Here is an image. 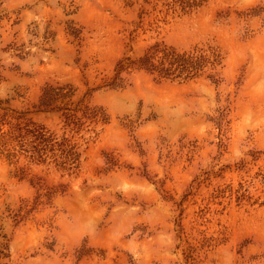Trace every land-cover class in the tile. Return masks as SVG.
I'll return each mask as SVG.
<instances>
[{
    "label": "rangeland",
    "instance_id": "1",
    "mask_svg": "<svg viewBox=\"0 0 264 264\" xmlns=\"http://www.w3.org/2000/svg\"><path fill=\"white\" fill-rule=\"evenodd\" d=\"M162 1L0 0L6 104L62 131L37 103L70 83L111 117L76 173L0 159V264H264V0ZM157 39L217 46L220 80L103 85Z\"/></svg>",
    "mask_w": 264,
    "mask_h": 264
},
{
    "label": "trees",
    "instance_id": "2",
    "mask_svg": "<svg viewBox=\"0 0 264 264\" xmlns=\"http://www.w3.org/2000/svg\"><path fill=\"white\" fill-rule=\"evenodd\" d=\"M160 1L156 0L155 10ZM206 1L163 0V8L159 11H165L166 14L188 13ZM67 29L76 39L81 38L79 28L69 23ZM223 59L221 50L211 44H197L183 49L157 39L140 55H127L120 59L114 74L106 78L103 85L110 88L125 87L129 84L127 74L136 69L145 70L159 80L186 81L207 73L214 81H219L218 68L223 64ZM74 97L75 88L72 84L50 82L43 87L39 97L37 105L40 109L61 113L62 131L26 118L0 97V159L15 165L22 175L27 170L25 165L20 164L23 159L27 163L54 164L68 173L78 172L85 150L99 136L111 117L104 106L84 99L76 101Z\"/></svg>",
    "mask_w": 264,
    "mask_h": 264
}]
</instances>
